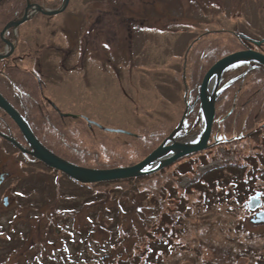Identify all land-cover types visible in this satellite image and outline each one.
Masks as SVG:
<instances>
[{
    "label": "rangeland",
    "instance_id": "1",
    "mask_svg": "<svg viewBox=\"0 0 264 264\" xmlns=\"http://www.w3.org/2000/svg\"><path fill=\"white\" fill-rule=\"evenodd\" d=\"M120 14L122 22L115 18ZM105 22L112 28L126 25L127 34L106 31L95 37V23L98 29ZM236 34L264 40V0H70L59 14H41L20 25L15 57L19 67L39 75L44 102L68 116L67 123L70 117L83 118L112 131L163 134L147 157L184 115L175 141L200 137L202 114L190 126L184 96L191 47L217 37V44L235 51L229 40ZM221 58L213 55L215 63ZM93 127L95 136L102 131ZM219 130L213 125L203 152L144 177L88 187L31 163L0 138V167L14 175L4 186L13 190L11 217L0 211V264H127L146 250L150 239L142 237L147 228L170 241L153 264H264V223L251 222L264 209V151L256 138L230 144L232 137H220ZM109 137L124 139L116 132ZM221 139L226 142L217 143ZM238 146V152L255 158L254 164L240 172L222 170L221 162L234 158L229 151ZM136 149L140 147H128L122 155L114 149L107 159L132 161L123 167L136 165L146 158ZM201 154L202 164L193 161ZM6 156L20 163L7 169ZM212 166L218 169L209 170ZM210 175L214 184L205 180ZM249 177L250 191L238 196L236 185ZM195 181L203 185L192 186ZM203 191L216 201L205 203ZM180 198L183 211L174 235L155 233L154 224L161 223V215L173 211ZM253 198L261 201L254 210L249 206Z\"/></svg>",
    "mask_w": 264,
    "mask_h": 264
},
{
    "label": "trees",
    "instance_id": "2",
    "mask_svg": "<svg viewBox=\"0 0 264 264\" xmlns=\"http://www.w3.org/2000/svg\"><path fill=\"white\" fill-rule=\"evenodd\" d=\"M63 1L64 0H0V52L5 48V43L1 37L5 26L23 17L28 3L40 6L44 5L47 8L55 9L61 6ZM39 15H41V13L36 16ZM19 29L20 27L17 29V37L19 36ZM7 38L15 42L16 45L10 56L0 59V93L22 114L39 141L57 156L75 165L86 168L123 167L125 165H131L132 161L129 160L126 161V164H123L122 162L118 163V161L107 159L113 157L114 152L112 151L114 149H116L117 154L121 151L122 153H119L122 155L128 147H140V149H136L138 155L141 154L146 157L145 155L151 151V148L163 139V134L161 133L151 135H148L147 132H142V135L117 133V135L123 136L124 138L120 141L109 137L110 133L112 134L113 132L101 129L97 125H91L83 118L70 117V123H67L68 117L61 115L59 111L52 107H49V109L45 107L43 101V86L39 75L36 72L19 67V63L15 57L19 43H16L17 38L13 29L7 32ZM205 41L208 42L205 46L200 44L195 47L196 44H194L193 49L191 47L189 55L192 61V69L190 70L188 68V73L185 74L186 83L184 87V96L187 105H189L188 116L190 123L188 124L190 126L196 120L197 115L201 113V103L199 99L200 85L204 75L215 61L213 60V55H219V57L223 58L229 54L247 48H253L264 54V51L259 49V47H264V44L259 47L254 46L241 39L238 34H236L233 39L229 40L231 44L235 45V51L234 49L229 50L227 45L223 46L217 44L219 41L217 37H207ZM220 41H223V39L221 38ZM202 56H205V58L197 64V61H199V58ZM188 66L189 62H187V67ZM215 107L214 130L217 126L220 127L218 132L220 137H232L231 139L233 140L230 141V144H235V142L247 139L250 141L256 138L260 140V148L264 151V138L262 136L264 132L262 131L264 130V128H262L264 127V66L257 62H245L241 63L236 68H231L230 71H225L220 80ZM8 119L12 127H15L16 134L22 136L15 123L9 117ZM75 124L78 127V133L76 132L78 138L73 136V132H75L77 128H75ZM93 126L102 130L96 136ZM188 127L187 125L186 128ZM140 142H143V144H139ZM239 147L241 146L229 151L230 154H233L234 158L221 162L223 163L220 164L222 170L227 169L228 171L235 170L236 172H240L241 169L247 167L249 164H254L255 158L251 155H243L238 152V149H240ZM203 159H205L204 154H201L197 158H193V161L202 164L201 160ZM107 160H109V162H107ZM215 169L217 170L218 166L209 168L211 171ZM205 180L210 184H214L211 175L206 177ZM203 181H195L191 185L199 188L203 185ZM252 181V177L245 178L243 181L239 180V183L236 185L238 196L242 194L243 197L246 192L248 193V191H250L249 186ZM83 186L88 187L90 185ZM176 190L177 189L174 190V196H176ZM203 192V201L205 203L206 200L208 204L216 201V196L213 197L209 195L207 191ZM169 195L172 196V194ZM182 205L180 198L177 204H175L176 207L173 211L161 215V223L154 224V228H156L155 233L163 237H171L174 235L172 229L179 223L182 216ZM147 230L149 232L146 231L145 235L142 237V241L150 239V242L145 248L146 250L133 255L127 260V264L128 262L129 264H138L140 260H143L144 264L158 263V261L161 260V256L158 254L159 251L161 252L169 247L170 241L166 243V238L161 240V237L154 235L151 229L147 228Z\"/></svg>",
    "mask_w": 264,
    "mask_h": 264
},
{
    "label": "water",
    "instance_id": "3",
    "mask_svg": "<svg viewBox=\"0 0 264 264\" xmlns=\"http://www.w3.org/2000/svg\"><path fill=\"white\" fill-rule=\"evenodd\" d=\"M69 1L70 0H64L62 6L55 10H45L41 6H37L36 8L39 12H42L49 16H53L63 12L68 7ZM31 8L32 5L28 4L22 19L12 21L5 26L1 36L5 44L10 48V51L0 53V59L9 56L14 48L12 42L5 38L6 32L9 29L18 28L21 24L27 21L29 19V10ZM239 36L256 46H261L262 44H264V40L256 42L244 35L240 34ZM245 62H257L264 66V54L253 49L242 50L229 54L218 60L204 75L199 91L203 126L202 132L197 142L168 143L171 139L174 138L177 133L181 131L185 119L184 115L179 126L169 135V137L166 138L163 143L143 161L133 166L117 167L112 169L86 168L75 165L57 156L39 141L28 123L21 116V114L6 100V98L1 93L0 108L17 125L30 149L27 150L23 148L22 145L19 144L14 138L8 137L1 132L0 135L4 137L8 142L16 146L20 151L31 155L46 166L67 175L72 180L80 184L90 185L144 177L164 167L170 166L185 157L202 152L209 147V140L211 137L212 127L216 114L215 103L218 96V88L222 75L230 67ZM213 78H215V84L213 88L210 89V83ZM105 130L109 132L129 134L128 132L124 131H112L108 129ZM157 163H159L157 167L150 168ZM260 204L261 202L259 199L253 198L251 199L249 206L254 210L259 207ZM251 222L264 223V211L257 213L255 217L251 219Z\"/></svg>",
    "mask_w": 264,
    "mask_h": 264
},
{
    "label": "flooded vegetation",
    "instance_id": "4",
    "mask_svg": "<svg viewBox=\"0 0 264 264\" xmlns=\"http://www.w3.org/2000/svg\"><path fill=\"white\" fill-rule=\"evenodd\" d=\"M37 14H33L32 15V17H35ZM115 18L117 19H120V21L122 22V20H121V18H124V16H121V14L119 15V16H115ZM99 21V19L96 21V23ZM111 21V20H110ZM109 21V23H111ZM95 23V29H96V35H95V37H98V35H99V33H106V31H108L109 32V34H112V35H121L123 32H125V35L127 34V29H126V25H123V24H120L118 27H114V28H112V26H109V24H106V22H105V25H100V27L97 29V27H96V24ZM114 29H115V31H114ZM7 36V35H6ZM8 39V38H7ZM8 40H10V39H8ZM11 41V40H10ZM12 42V41H11ZM14 45H13V51H14V49H15V42H12ZM6 51V44H5V48H4V50L3 51H1V52H5ZM12 51V52H13ZM12 52L10 53V55L12 54ZM9 55V56H10ZM41 80V79H40ZM42 83V82H41ZM43 86V85H42ZM43 96H44V94H43ZM43 99H44V97H43ZM44 101V100H43ZM45 103V107L46 108H48L49 109V107H52V108H54V109H56L55 107H53L51 104H49V103H46V102H44ZM16 109V108H15ZM17 110V109H16ZM57 111H59L58 109H56ZM18 111V110H17ZM19 112V111H18ZM60 112V111H59ZM20 113V112H19ZM61 113V112H60ZM21 114V113H20ZM22 115V114H21ZM61 115H63V113H61ZM8 115L3 111V110H1L0 109V132L2 133V134H4V135H6V136H8V137H11V138H14L19 144H21L22 145V147L23 148H25V149H27V150H29V146L26 144V142H25V140H24V138L22 137V136H19V137H16L15 136V127L13 128L12 127V124L10 123V121H9V119H8V117H7ZM64 116V115H63ZM23 117V116H22ZM65 117H68V116H65ZM10 118V117H9ZM24 118V117H23ZM11 119V118H10ZM25 119V118H24ZM12 120V119H11ZM14 126V125H13ZM0 138H2L4 141H6V142H8L4 137H2L1 135H0ZM9 143V142H8ZM15 149H16V147L14 146V145H12ZM17 150V149H16ZM19 150V149H18ZM20 153H21V151H20ZM23 155L25 156V158L28 160V161H30L31 163L32 162H38V161H36L33 157H31L29 154H27V153H23ZM7 158V169L10 167V166H12V167H14V166H18V164L20 163V162H17L14 158H10L11 156H6ZM38 163H40V162H38ZM42 164V163H41ZM5 168H6V165H5ZM13 170H14V168H13ZM14 178V175H13V173L11 172V170L10 171H5V169H3V168H1L0 167V204H2V207H0V211L1 212H3L4 211V213H10L11 211H13V208H12V204H11V199L13 200V198H14V195L12 194V192H13V190L12 189H5L4 188V186H5V184L7 183V182H9L11 179H13ZM29 207V206H28ZM28 209V208H27ZM10 217H11V213H10ZM29 219H31L30 217H29ZM0 225H3V223L1 224L0 223ZM27 230L25 229V235L27 234ZM57 234V233H56ZM29 241V239L27 240V242ZM27 242L25 241L24 242V245L26 246V244H27Z\"/></svg>",
    "mask_w": 264,
    "mask_h": 264
},
{
    "label": "bare ground",
    "instance_id": "5",
    "mask_svg": "<svg viewBox=\"0 0 264 264\" xmlns=\"http://www.w3.org/2000/svg\"><path fill=\"white\" fill-rule=\"evenodd\" d=\"M214 84H215V78H213V80H212V81H211V83H210V89H212V88H213ZM198 139H199V137H198V138H196V139H193V140H192V142H197V141H198ZM174 142H176L174 138L170 140V143H174ZM158 164H159V163H157L156 165H153V166H152V167H150V168H155V167H157V166H158Z\"/></svg>",
    "mask_w": 264,
    "mask_h": 264
}]
</instances>
